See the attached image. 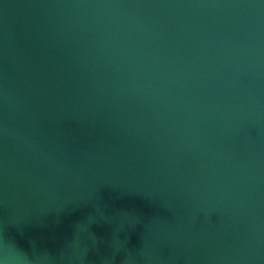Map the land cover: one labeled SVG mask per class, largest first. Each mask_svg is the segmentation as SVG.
Instances as JSON below:
<instances>
[{
  "label": "water",
  "instance_id": "1",
  "mask_svg": "<svg viewBox=\"0 0 264 264\" xmlns=\"http://www.w3.org/2000/svg\"><path fill=\"white\" fill-rule=\"evenodd\" d=\"M0 264H264V0H0Z\"/></svg>",
  "mask_w": 264,
  "mask_h": 264
}]
</instances>
